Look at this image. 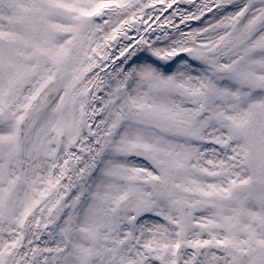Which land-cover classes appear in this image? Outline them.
<instances>
[{
	"label": "snow or ice",
	"instance_id": "snow-or-ice-1",
	"mask_svg": "<svg viewBox=\"0 0 264 264\" xmlns=\"http://www.w3.org/2000/svg\"><path fill=\"white\" fill-rule=\"evenodd\" d=\"M0 264H264V0H0Z\"/></svg>",
	"mask_w": 264,
	"mask_h": 264
}]
</instances>
